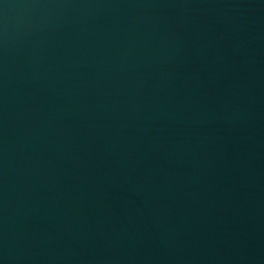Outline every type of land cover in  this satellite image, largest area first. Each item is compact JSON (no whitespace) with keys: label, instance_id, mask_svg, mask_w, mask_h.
Listing matches in <instances>:
<instances>
[{"label":"water","instance_id":"1","mask_svg":"<svg viewBox=\"0 0 264 264\" xmlns=\"http://www.w3.org/2000/svg\"><path fill=\"white\" fill-rule=\"evenodd\" d=\"M0 264H264V0H0Z\"/></svg>","mask_w":264,"mask_h":264}]
</instances>
